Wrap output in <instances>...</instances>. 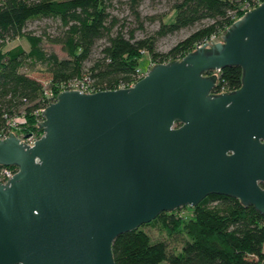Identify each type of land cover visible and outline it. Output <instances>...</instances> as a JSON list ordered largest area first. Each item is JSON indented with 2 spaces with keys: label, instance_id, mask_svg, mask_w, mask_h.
Listing matches in <instances>:
<instances>
[{
  "label": "water",
  "instance_id": "water-1",
  "mask_svg": "<svg viewBox=\"0 0 264 264\" xmlns=\"http://www.w3.org/2000/svg\"><path fill=\"white\" fill-rule=\"evenodd\" d=\"M231 66L241 86L214 93L209 73ZM55 97L32 145L0 139L17 167L0 183V264H114L118 235L211 194L264 215V1L132 86Z\"/></svg>",
  "mask_w": 264,
  "mask_h": 264
},
{
  "label": "trees",
  "instance_id": "trees-1",
  "mask_svg": "<svg viewBox=\"0 0 264 264\" xmlns=\"http://www.w3.org/2000/svg\"><path fill=\"white\" fill-rule=\"evenodd\" d=\"M113 0H0V135L19 118L24 133L41 134L35 111L48 103L47 88L58 93L61 86L89 79L94 90L117 89L137 79L139 60L148 53L152 65L181 59L210 37L220 35L242 15L245 4L264 0H170L173 17L142 36L135 28L125 31L124 23L112 15ZM143 0H125L136 20ZM50 17L59 21L55 35H36L26 30L29 20ZM143 27L139 22L137 28ZM194 29L165 52L157 50L159 38L184 28ZM23 38L29 45L7 48L9 41ZM60 44L67 54L59 58L43 42ZM98 41H103L95 53ZM96 54V55H95ZM40 62L49 79L42 83L22 70L23 64ZM89 63L87 66L86 64ZM241 68L225 67L218 74L214 92L241 86ZM179 208L161 212L149 224L172 237L180 232L185 240L178 251H169L163 240L152 241L138 228L118 235L112 242L114 264H261L264 261V215L238 199L211 194L192 207L187 221Z\"/></svg>",
  "mask_w": 264,
  "mask_h": 264
},
{
  "label": "rangeland",
  "instance_id": "rangeland-1",
  "mask_svg": "<svg viewBox=\"0 0 264 264\" xmlns=\"http://www.w3.org/2000/svg\"><path fill=\"white\" fill-rule=\"evenodd\" d=\"M170 4V0H143L138 7V10L141 14V19L139 21L135 19L134 15L129 10L127 4L125 3V0H113L112 6H110L109 10L112 15L116 16L119 19V23H124L125 31H127L129 28H135V35L142 36L143 33L145 34L147 32L149 33L155 30L161 20L170 21L172 19L173 12L170 10ZM140 21L143 25L141 29L137 28ZM193 29V27L184 28L182 30H179L178 32L167 34L159 38L156 44L157 50L160 52L167 51L179 40L188 35ZM26 30L36 35H55L59 30V21L55 18L50 17L31 19L26 24ZM217 36L219 35H216V37ZM102 42L103 41L97 42L95 53H97V51L99 50ZM15 45H21L26 50L29 49V45L26 40L19 37L9 41L6 47L9 48ZM43 47L47 51L55 52L59 58L67 57L66 52L62 50L60 44L44 41ZM138 64L139 67L144 71H147L152 66V62H150L148 53H143L141 55ZM86 65L88 66L89 63H87ZM22 70L29 74L31 77L40 80L42 83H45L49 79V74L46 70L45 65L40 62H35L34 64L30 62L24 63ZM10 129L17 132L23 131V127L20 128L17 125H10ZM178 213L183 221H187L192 215V207H180ZM142 229L148 234L152 241H165L168 245L169 251H178L181 247L182 242L185 240L184 233L180 232L179 234L169 237L165 232L159 230L158 225L146 223L145 225H143Z\"/></svg>",
  "mask_w": 264,
  "mask_h": 264
},
{
  "label": "built area",
  "instance_id": "built-area-1",
  "mask_svg": "<svg viewBox=\"0 0 264 264\" xmlns=\"http://www.w3.org/2000/svg\"><path fill=\"white\" fill-rule=\"evenodd\" d=\"M260 3H256V5L254 6H251L250 4H245L240 10L242 12V15L244 13H246L247 11L257 7ZM215 36H212L210 37L209 40H211L212 38H214ZM206 43V42H205ZM203 44V43H202ZM202 44H199V45H202ZM199 45H197L195 48H197ZM137 73V79L133 82H130L128 84H122L120 85L118 88H122V87H129V86H132L137 80H139L140 78H142L146 71H142V70H139L137 69L136 71ZM66 89H77L81 92H96V90H94V88L91 86V82L89 79L85 78V79H82V80H76V81H72L70 83H68L67 85H63L61 86V89L58 91V93L62 90H66ZM223 91V90H222ZM221 91V92H222ZM44 94L45 96L48 98V103L40 108L39 110L35 111L36 115L40 117L39 121L38 122H41L44 120V116L42 115V111L43 109L49 105V103H52L54 101H56V94L57 93H53L52 91H50L49 89L45 88L44 89ZM9 124V129L7 130V132H4L3 134L0 135V139H4L6 138L7 136H9V132L11 131L18 139L19 141L21 142H24L28 145H32L35 140H37L39 137H40V134H37L35 132H28V133H24L22 131L20 132H17V131H13L12 129H10V125H18L19 123V118L17 119H14L12 122H7ZM17 171V167L16 166H5V165H0V183H5L7 181V179H10L11 176H13V174Z\"/></svg>",
  "mask_w": 264,
  "mask_h": 264
},
{
  "label": "flooded vegetation",
  "instance_id": "flooded-vegetation-1",
  "mask_svg": "<svg viewBox=\"0 0 264 264\" xmlns=\"http://www.w3.org/2000/svg\"><path fill=\"white\" fill-rule=\"evenodd\" d=\"M215 72H216V74H217L216 77H217V80H218V74H219L220 71H212V72H210L209 74L212 75V74L215 73ZM215 87H216V86H215ZM214 89H215V88H214ZM213 91H214V90H213ZM214 93H216V92H214ZM228 197H229V196H228ZM232 198H233V197H232ZM235 199H236V198H235Z\"/></svg>",
  "mask_w": 264,
  "mask_h": 264
}]
</instances>
